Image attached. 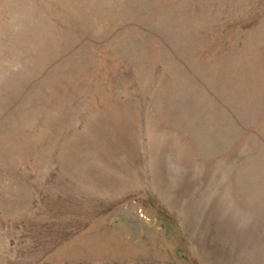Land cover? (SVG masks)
I'll return each instance as SVG.
<instances>
[{
  "label": "rangeland",
  "instance_id": "1",
  "mask_svg": "<svg viewBox=\"0 0 264 264\" xmlns=\"http://www.w3.org/2000/svg\"><path fill=\"white\" fill-rule=\"evenodd\" d=\"M0 264H264V0H0Z\"/></svg>",
  "mask_w": 264,
  "mask_h": 264
}]
</instances>
